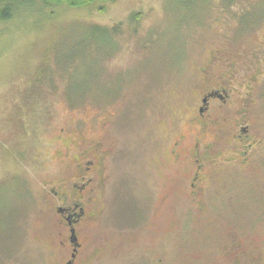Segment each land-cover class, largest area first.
I'll return each mask as SVG.
<instances>
[{
  "label": "rangeland",
  "instance_id": "rangeland-1",
  "mask_svg": "<svg viewBox=\"0 0 264 264\" xmlns=\"http://www.w3.org/2000/svg\"><path fill=\"white\" fill-rule=\"evenodd\" d=\"M11 8L0 264H264V0Z\"/></svg>",
  "mask_w": 264,
  "mask_h": 264
},
{
  "label": "trees",
  "instance_id": "trees-1",
  "mask_svg": "<svg viewBox=\"0 0 264 264\" xmlns=\"http://www.w3.org/2000/svg\"><path fill=\"white\" fill-rule=\"evenodd\" d=\"M16 0H0V21H7L12 18V8L11 4ZM44 4H57V5H68L71 8H84L89 7L96 2H108L109 0H39ZM103 10V8L101 9ZM91 36L96 38L99 35L105 38H110L115 36L118 31V26H113L112 28L101 27L98 25H90ZM104 39V38H103ZM77 59H75L76 61ZM68 62L74 64V60H69Z\"/></svg>",
  "mask_w": 264,
  "mask_h": 264
},
{
  "label": "flooded vegetation",
  "instance_id": "flooded-vegetation-1",
  "mask_svg": "<svg viewBox=\"0 0 264 264\" xmlns=\"http://www.w3.org/2000/svg\"><path fill=\"white\" fill-rule=\"evenodd\" d=\"M208 99L209 97L205 96L203 99V103H206ZM203 110L204 109H200V114L202 116H203ZM91 166H92V163H91ZM91 166H89L87 169H91ZM58 212L62 215L64 221L67 222L70 227V232H71L70 242L73 245L72 259H75L76 254L78 253L80 244L78 243V237H77V233L74 227L78 222H80V220L85 215L84 208L80 207L79 211L76 210V207L74 209L60 208ZM72 241H75V242H72ZM68 264H72V261H70Z\"/></svg>",
  "mask_w": 264,
  "mask_h": 264
},
{
  "label": "water",
  "instance_id": "water-1",
  "mask_svg": "<svg viewBox=\"0 0 264 264\" xmlns=\"http://www.w3.org/2000/svg\"><path fill=\"white\" fill-rule=\"evenodd\" d=\"M205 102V101H204ZM73 235H74V233H73ZM72 242H75V241H72Z\"/></svg>",
  "mask_w": 264,
  "mask_h": 264
}]
</instances>
